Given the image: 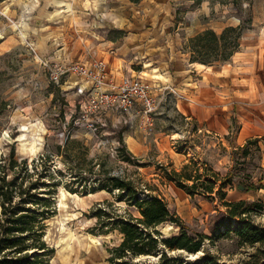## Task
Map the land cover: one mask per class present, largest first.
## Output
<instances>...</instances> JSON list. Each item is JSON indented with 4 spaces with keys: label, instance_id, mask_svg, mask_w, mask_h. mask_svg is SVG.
Here are the masks:
<instances>
[{
    "label": "rangeland",
    "instance_id": "1",
    "mask_svg": "<svg viewBox=\"0 0 264 264\" xmlns=\"http://www.w3.org/2000/svg\"><path fill=\"white\" fill-rule=\"evenodd\" d=\"M66 1L69 2L65 4L68 8L78 0ZM65 5L60 6V10ZM114 6L113 9L118 8ZM58 7L54 5L49 9L50 15L55 13L49 19L57 21L53 27L55 32H51L56 43L58 42L57 49L63 47L59 43L63 40L62 34L66 32L69 36L63 44L70 51L79 43L77 29L69 27V22L77 13H73L74 10L67 13L62 10L61 13L57 10ZM135 8L137 6L130 5V14L124 17L126 22L130 21L128 28L121 33L116 29L113 34L115 38L128 36L129 41L125 46H128V56L132 58L131 67L144 71L141 74L146 79H142L153 90L158 106L153 114L152 128L148 129L143 125L129 127L122 122H114L112 125L111 119L94 134L74 126L73 120L79 114V108L78 97L73 93L70 84L72 81L62 80L56 83L50 80L46 66L39 59L42 56L28 38L26 29L10 22L11 26L0 32V157L6 155L10 145L14 144L17 158L30 159L45 149L62 145L64 141L60 133L68 132L71 139L81 141L88 158L93 157L100 163L96 168H108L113 175L124 176L138 185L150 187L152 193L165 198L169 208L181 218L189 233L207 235L201 249L196 253L187 252L185 259H196L208 250L215 254L220 264H244L256 246L239 243L233 231L219 235L224 227H220V232L216 231L223 218L221 213L226 211L216 190L220 189L221 181L231 174L232 182L224 183L222 187L225 192L224 199H244L261 203L262 208L254 210L251 218L255 224L264 227V126H256L255 119L251 116V111L256 106L254 104L253 107L252 103L264 102V0H169L170 10L158 19L154 15L150 18L142 15V10L138 14ZM193 13H197L192 20L193 24H209L217 32L227 25H241L243 35L239 50L222 65L212 68L204 75L191 70L186 53L178 56L185 57L186 70H183L179 60L177 63V60L172 59L167 65L170 71L161 72V78H168L166 81L170 83V87H167L168 82H164L166 88L159 89L160 85L164 86L163 83L156 88L152 78L160 76L159 64L165 60H153L150 56L159 50L182 54L178 49L183 50L187 40L183 43L171 42V37L183 35L179 28L182 26L181 22L184 23L183 18L187 14L192 19ZM117 14L121 15L120 12ZM153 27H157V30L152 29ZM101 29L103 28H98ZM137 29L144 30L145 34H133ZM20 32L25 33L24 39ZM104 34L110 35L109 30ZM152 39L156 40L155 44L146 43L147 40L153 41ZM78 53L80 51L76 50L74 58H64L62 53H58L56 56H44L41 59L53 65L78 60ZM151 64L158 66L157 69L150 70L154 66ZM215 70L217 74L219 70V77L214 76ZM203 77L205 78L202 80ZM208 84L224 87L225 93L221 99L224 107L220 109L223 120L220 119L219 123L230 121L231 127L227 132L214 130L218 134H207L203 130L205 122L200 120L202 123L199 126L193 124L190 108L195 106V102L200 104L202 89ZM260 108L264 111V104ZM198 109V115H203L204 109ZM185 115L190 118H185ZM212 120L218 122L216 117ZM209 126L214 127L211 121ZM196 127H201V131ZM231 131L238 132L239 141L241 136L240 144L249 137L262 138L257 146L250 145L246 157L237 154L236 159L233 149L238 146L237 138ZM119 132L126 150L141 162H145V165L139 166L120 159ZM32 143L36 145L34 150H30ZM52 153L51 166L56 164L69 177L70 170L66 168L61 156L56 155V152ZM192 161L197 164L200 173L204 174L205 168L218 173V179L211 177L215 185L212 194H190L176 180L167 177L165 168L168 171H178L185 163H188V169L194 173L196 166ZM238 180L242 183H261L262 186L244 190L238 185ZM60 188L62 192L59 191ZM148 191L143 188L139 196H145ZM91 193L72 192L63 184L58 187L54 200L55 212L49 216L51 218L57 215V218L52 223H48L47 219L45 221L44 239L54 248L49 264H111L107 259L108 249L120 242L121 234L117 229L108 230L106 226L101 228V220L94 214L93 209L101 203L112 214L128 211L138 215V211L135 207L128 206L124 199L117 200L107 190ZM105 200L112 202V206ZM114 206L117 208L115 211ZM236 220L232 219L233 225ZM157 228L163 236L177 234L180 230L172 222H164Z\"/></svg>",
    "mask_w": 264,
    "mask_h": 264
},
{
    "label": "trees",
    "instance_id": "2",
    "mask_svg": "<svg viewBox=\"0 0 264 264\" xmlns=\"http://www.w3.org/2000/svg\"><path fill=\"white\" fill-rule=\"evenodd\" d=\"M130 1L137 3L140 0ZM242 35L241 25H227L220 32L206 28L187 39L183 52L187 54L189 62L207 65L223 63L239 50ZM70 137L64 140L63 147L57 144L30 159L17 158L14 144L10 145L6 155L0 157V264H49L54 248L44 239L45 221L55 212V194L62 184L72 192L85 194L107 190L117 200L124 199L128 206L137 209L138 215L128 211L112 214L101 203L93 209L101 220V228L117 229L121 234L120 242L108 249L107 259L111 264H220L215 254L208 250L196 259H185L187 252L196 253L201 249L207 235L189 233L181 218L169 208L165 198L152 193L150 187L138 185L124 176L113 175L108 168H96L100 163L93 157H87L81 141ZM261 138H248L244 144L233 149V155L246 157L250 145L257 146ZM118 140L121 143L118 147L120 159L139 166L146 164L126 150L120 132ZM52 152L61 156L71 177H66L64 169L56 167V164L51 166ZM193 165L196 166L194 173L188 169V163L183 164L178 171L165 168V173L190 194H212L215 185L211 177L218 179V173L205 168L203 174L198 171L195 162ZM231 177L230 174L221 181L220 189L216 190L226 207L216 231L220 232V227H224L219 235L233 231L239 243L256 246L244 264H264V227L255 224L251 218V213L261 209L262 204L244 199L225 200L222 187L224 183L232 182ZM238 185L244 190L262 186L261 183H242L240 180ZM143 188L149 191L140 197L139 192ZM105 201L112 206V202ZM232 219H237L236 224H232ZM164 222L177 224L179 232L163 236L157 226Z\"/></svg>",
    "mask_w": 264,
    "mask_h": 264
},
{
    "label": "crops",
    "instance_id": "3",
    "mask_svg": "<svg viewBox=\"0 0 264 264\" xmlns=\"http://www.w3.org/2000/svg\"><path fill=\"white\" fill-rule=\"evenodd\" d=\"M57 1L58 0H0V32H3L2 30L4 28H8L9 26H11L10 22H12L13 24H16L15 26L26 29L28 38L34 43V45H36V48L42 57H53L58 53H62L64 55V58H74L73 55L76 54V50H79L80 54H78L80 57H78V60L71 61L90 63L93 60L102 59L106 64L108 75L117 80L123 75L139 76L141 78L145 77L143 74H141L144 73L143 70H134L131 67V64H133L131 63L132 58L128 56V46H125V44L129 41L128 36L125 35L115 38L113 33L116 29L118 30V33H121L126 30V28H128L130 21L126 22L124 17H127L130 14V5L137 6V8H135V11H137L138 14L142 10V15H147L149 16V18L153 17L154 15L155 18L158 19L159 17L162 18L165 15V12H168L170 10L169 0H140L137 3L131 2L130 0H99L100 2L97 0L96 3L94 2L95 0H78L70 4L68 8L67 5H65L69 4L68 1L63 0V4L61 5H57ZM54 5L59 6L57 10L59 9L61 13L62 10H64L65 13L73 10V13H77L76 16H73V20L69 22V27L77 29V42L79 43H77L78 45L76 44L75 47H73L70 51H68V49L63 44V42L65 43L64 40H66V37L69 36L66 32L62 34L63 40L59 43V45L62 43L61 45L63 47L57 49L58 42L56 43V39H54L53 36V33L55 32L53 30V27L54 24H56L54 22L57 21H52L49 19V17L51 18V10L49 9ZM64 5L65 7H62V9L60 10V6ZM114 5H116V7L118 8L113 9L115 7ZM118 12H120L121 15H118ZM196 15L197 13H193L192 19H190L191 17L188 14L183 18L185 19L184 23L181 22L182 26L179 27L183 31V35H177L173 38L171 37V42L179 41L180 43H183L190 36L206 28H211L216 31V29L209 24L202 26L193 24L192 20ZM101 27L103 29L98 30V28ZM223 28H220V31ZM152 29L157 30V27H153ZM108 30L110 35L104 34L105 31ZM143 33L145 34L144 30L137 29V31H135L133 34L140 36ZM154 35H156V33ZM152 40L153 41L147 40L146 43L152 42L153 44H155L156 40ZM178 50L179 53L182 54H176L174 51L166 52L163 50H159L158 52L151 54L150 58L153 60H165L161 62L162 64H159L160 76L152 78L154 80L153 85H157L155 86L156 88L159 87L160 83H163L164 86L160 85L159 89H161V87L166 88L165 83L168 82L166 81L168 78L165 80L162 79L161 72L165 71L164 73H166V71H170L168 68L169 66L167 67V65L172 59L177 60V63L179 60V64L181 65L183 70H186V68H184L186 67L184 60L185 57L178 58V56L186 54L181 48ZM186 59L188 61V64L191 65V70L193 72H195V70L198 72H202L200 73L201 75H204L205 72H208L212 68L215 69V67L222 65V63L207 65L200 62H189L187 56ZM198 63L203 64V66L200 67ZM156 67L158 66L154 65L150 67V70L154 71V69H157ZM215 71L216 74L213 73L214 76L217 75V77H219V70L218 74L217 70ZM204 78L205 77H203L202 80ZM206 79L209 80L208 78ZM167 84L168 86H170L169 82ZM202 90L203 95L200 99V104L197 105L198 102H195V106L190 108L192 114L190 116L191 118H193V124H197L199 126L200 123H202L200 122V120L205 122L203 130L207 134H212V132L218 134L215 131L227 132L228 128L230 129L231 127L230 121L227 120L224 123H219L220 119L223 120V117L220 115L223 113L220 111V109L224 107V104L221 103V99L223 98L225 93L224 87L212 86L208 84V86L203 88ZM260 103L261 102L259 101L252 103L253 107L255 105L256 106L254 107L255 110L251 111V116L254 117L256 126L259 127H261V125L264 126V111L260 108L261 104H264V102H262L261 104ZM200 107L204 109L203 115H198L200 113L198 112V108ZM190 116L185 115V118L188 119L190 118ZM213 117L217 118V123L212 120ZM108 119H111V122L114 123L116 120H119V117L117 114L113 113ZM210 121L214 125L213 128L209 126ZM200 128L201 127L197 128L198 131H201ZM231 133L235 134L234 137L237 138L238 146L245 143L244 142L240 144L241 136L239 141V137L237 136L238 132L231 131Z\"/></svg>",
    "mask_w": 264,
    "mask_h": 264
},
{
    "label": "built area",
    "instance_id": "4",
    "mask_svg": "<svg viewBox=\"0 0 264 264\" xmlns=\"http://www.w3.org/2000/svg\"><path fill=\"white\" fill-rule=\"evenodd\" d=\"M41 58L50 80L56 83L72 81L70 84L78 97L79 108V114L73 120L74 126L94 134L107 124L114 113L119 117L115 122L129 127L143 125L152 128L153 114L158 104L151 86L141 77L123 75L118 80L114 79L108 75L102 59L90 63L68 61L50 65L49 61ZM60 136L64 141L71 135L61 132Z\"/></svg>",
    "mask_w": 264,
    "mask_h": 264
},
{
    "label": "bare ground",
    "instance_id": "5",
    "mask_svg": "<svg viewBox=\"0 0 264 264\" xmlns=\"http://www.w3.org/2000/svg\"><path fill=\"white\" fill-rule=\"evenodd\" d=\"M61 4H63V0H58V1H57V5H61ZM54 16H55V13H52L51 17H54ZM14 25H16V24H14ZM20 33H21L20 35H21L22 38L24 39V38H25V33H24V32H20ZM198 65H199L200 67L203 66V64H200V63H198ZM154 70H156V69H154ZM35 146H36V145H35L34 143H32V144L30 145V150H34ZM59 191L62 192V188H60ZM91 194H92V193H91ZM58 205L60 206V199H58ZM56 218H57V215H55V216H53V217L47 219V220H48V223H52V220H53V219H56Z\"/></svg>",
    "mask_w": 264,
    "mask_h": 264
}]
</instances>
